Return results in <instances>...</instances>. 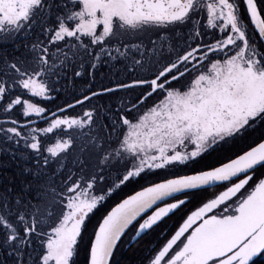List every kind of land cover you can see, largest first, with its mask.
<instances>
[{
	"label": "snow or ice",
	"instance_id": "6c2138e0",
	"mask_svg": "<svg viewBox=\"0 0 264 264\" xmlns=\"http://www.w3.org/2000/svg\"><path fill=\"white\" fill-rule=\"evenodd\" d=\"M0 158V264L264 262V0H0Z\"/></svg>",
	"mask_w": 264,
	"mask_h": 264
},
{
	"label": "flooded vegetation",
	"instance_id": "af4514ba",
	"mask_svg": "<svg viewBox=\"0 0 264 264\" xmlns=\"http://www.w3.org/2000/svg\"><path fill=\"white\" fill-rule=\"evenodd\" d=\"M106 71H107L106 68H101V69L99 70V72L97 73L98 78H99V76H100L101 74L105 73ZM0 162H6V161L4 160V158H0ZM12 168H14V166H13ZM8 169H9V168H7V169H0V171H5V170H8ZM7 172H8V171H7Z\"/></svg>",
	"mask_w": 264,
	"mask_h": 264
},
{
	"label": "trees",
	"instance_id": "16d2710c",
	"mask_svg": "<svg viewBox=\"0 0 264 264\" xmlns=\"http://www.w3.org/2000/svg\"><path fill=\"white\" fill-rule=\"evenodd\" d=\"M5 171H8L9 173H11V172L14 171V168L10 167L8 170H5ZM123 258L124 259L130 258L129 254L127 253V251H125V253L123 254ZM258 264H264V262L259 261V258H258Z\"/></svg>",
	"mask_w": 264,
	"mask_h": 264
}]
</instances>
